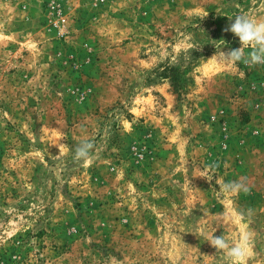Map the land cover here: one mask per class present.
<instances>
[{
    "label": "rangeland",
    "instance_id": "rangeland-1",
    "mask_svg": "<svg viewBox=\"0 0 264 264\" xmlns=\"http://www.w3.org/2000/svg\"><path fill=\"white\" fill-rule=\"evenodd\" d=\"M241 13L264 0H0V264H229L207 237L244 231L264 264V64L213 57Z\"/></svg>",
    "mask_w": 264,
    "mask_h": 264
},
{
    "label": "clouds",
    "instance_id": "clouds-1",
    "mask_svg": "<svg viewBox=\"0 0 264 264\" xmlns=\"http://www.w3.org/2000/svg\"><path fill=\"white\" fill-rule=\"evenodd\" d=\"M228 18L229 20L233 19L231 16ZM224 31H230L238 37L242 46L238 49L224 52L221 49L224 47L225 41L220 40L219 44L215 46L216 49L220 48V52L218 56L217 52L213 56L216 57L219 62L226 64L243 62L249 67L264 64V18L257 19L248 13H241L234 17V22L230 23ZM221 45H223L222 48L220 47ZM245 49L250 50L245 52ZM60 141L62 140L58 139L53 144L59 148V153L64 147V144ZM94 148L95 144L87 135H84L73 150L74 162L88 163L92 158ZM212 167H214V165ZM246 180L247 178H243L241 180L223 183L219 185V188L224 192H247L249 189ZM207 241L217 252L225 253L229 264H246L250 256L252 234L248 231H244L240 234L238 242H230L225 235L215 237L213 234L207 237Z\"/></svg>",
    "mask_w": 264,
    "mask_h": 264
},
{
    "label": "trees",
    "instance_id": "trees-1",
    "mask_svg": "<svg viewBox=\"0 0 264 264\" xmlns=\"http://www.w3.org/2000/svg\"><path fill=\"white\" fill-rule=\"evenodd\" d=\"M171 69H173V68H171Z\"/></svg>",
    "mask_w": 264,
    "mask_h": 264
}]
</instances>
